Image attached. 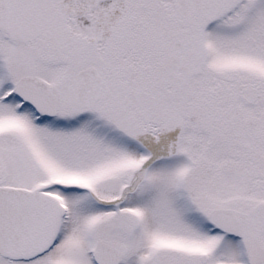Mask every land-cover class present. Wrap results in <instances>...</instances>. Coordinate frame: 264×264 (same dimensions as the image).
<instances>
[{
	"label": "snow or ice",
	"instance_id": "obj_1",
	"mask_svg": "<svg viewBox=\"0 0 264 264\" xmlns=\"http://www.w3.org/2000/svg\"><path fill=\"white\" fill-rule=\"evenodd\" d=\"M0 264H264V0H0Z\"/></svg>",
	"mask_w": 264,
	"mask_h": 264
}]
</instances>
